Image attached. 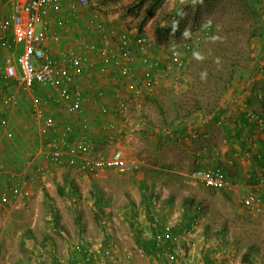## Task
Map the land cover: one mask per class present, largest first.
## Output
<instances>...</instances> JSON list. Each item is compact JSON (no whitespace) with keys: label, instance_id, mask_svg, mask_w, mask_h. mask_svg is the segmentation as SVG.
Returning <instances> with one entry per match:
<instances>
[{"label":"rangeland","instance_id":"1","mask_svg":"<svg viewBox=\"0 0 264 264\" xmlns=\"http://www.w3.org/2000/svg\"><path fill=\"white\" fill-rule=\"evenodd\" d=\"M136 1L137 0H90V6L85 8L81 14L85 18H89L94 9H96L100 11L103 18L114 27L126 30L133 36L137 33H142L149 37L153 44L151 56L160 57L163 63V69L168 73L160 78L157 91L153 96H147L145 99L125 100L123 102L119 101V97L115 96L114 103L111 105L110 116L107 117L105 121L109 123L110 121L117 120L118 117L114 110L121 104H124L125 115L131 125L128 128L126 137L117 142L113 140L110 135L107 136L103 133L100 134L96 128L99 133L97 135L100 139H105V146L108 149L113 150L116 147H120L124 151L125 162L129 169L135 167L138 163H142L141 169L137 167V171L131 170L127 172V174L122 175L105 172L98 177H79L75 172H69L65 169H55V171H51V175L49 176L46 185L37 183L32 187V195L29 199L21 200L18 204H12L10 206L3 205L0 202V264H33V262L24 261L27 260L29 256V251L26 249L31 246L30 244L33 241H35L36 245H39L42 241L46 240V237L53 240L54 249L56 251L55 254L59 256L67 255L65 254L67 252L65 250L67 249V246H70L71 243L75 245L78 242L79 226L76 223L73 207L70 201L66 197L61 196L57 191V185L64 182L65 177L68 176L67 173L74 178L79 186L81 194L78 199L81 203V209L79 212L80 221L84 229V236L95 243L92 248L102 250L100 249V246H102V241L105 236L98 224V214L96 213L97 210L93 203L94 199L91 196V193L94 191V184L96 183L99 188L103 189L105 192L102 207L104 209L105 221L109 224L108 232L110 231L113 236V240H111L110 243L115 247V255L119 258L118 264H126L127 258H125V256L131 260V264H161V261H151L147 256H143L137 250L133 238L135 233L127 222V219L124 217L125 211L128 212L130 208V198L139 200V182L147 174V168L151 169V167H157V171L165 174L164 178L168 181V186H164V192H162L163 195H166L171 187L174 186V181H176L177 178L191 177L193 171L196 170L195 166L197 164H201L202 167H211L218 164L234 174V178H231L230 180V185L232 186L231 200L234 203L233 211L242 217L247 218L253 229L251 232L246 233L237 227L235 233L240 237L245 235L244 242L248 241L247 235L249 234L253 236L260 235L259 244L262 254L264 255V213L260 212L254 214L253 212L247 211L240 203V200L249 194V191L253 186L252 184L249 187L247 186L246 179H249V159L241 153L242 144L239 143L240 138L239 140L236 139L233 143L232 139L228 140L223 132L226 130V127L224 126L225 124L222 126L216 125L218 128L211 127L209 130L210 133L208 134L209 138L204 137L202 133L198 132L199 129H197V133L195 134V129L193 130L194 139L189 142L181 143L180 137L166 138L162 135L160 137L156 135V133L159 134L163 128L159 108L152 102V98L159 100L169 118L173 117L175 114V104L181 105L182 103V105H185V102L188 100L189 107L191 96L187 93V82L190 78L188 76V64L192 59V54L197 50L198 46L196 43V46H193L194 52L186 54L189 61L183 68L178 67L176 62L167 58V55L169 54V46H165V43L177 42L178 45L176 48L181 51V43L188 41L190 37L194 38L197 35L202 36L204 38L200 43H203L202 41H205L211 35L210 32L209 36H204L206 31H210V28L207 25V20L212 17L211 14H213V16L217 15L215 10H218L223 6L225 0L220 2L213 12H205L202 14L197 26L199 29L194 33H191L190 29L193 25L192 18L198 9V4H195L197 0H179L174 3L165 0L154 15L148 19H146V14L150 0H148L147 4L141 10L131 12L129 8ZM263 3L264 0H262L261 4L264 7ZM178 9L179 12L182 10L183 14L182 20L179 22L178 26H173L175 30L178 29V32H172L168 38H164V36H161V34L158 33V30L168 25H173L169 20V15ZM234 9H236V7L233 8V6H230L225 13L223 21L230 20L225 23H220L223 28H228L229 23H234L232 20L236 18L237 23H234V26L242 27L249 25L250 22H246L244 23L245 25H243L241 19H238V17L242 16L241 11L237 10L235 16L232 15ZM85 36H88L86 32ZM237 38V41H243L242 43L239 42L237 47L241 49H244V47L246 48V39L242 36H237ZM5 52L6 51H2L0 55L5 56ZM200 56L196 59H200ZM137 72L138 71H136V73ZM236 80H238V78ZM248 83L253 85V87H250V90L252 88H254L253 90L256 89V91H258L256 94L261 97L263 96L264 98V71L257 74L256 77H253ZM106 86L105 88L107 89ZM230 92L231 90L222 94L220 103L223 106L226 104L223 103V101L226 102L227 97L232 95ZM250 93L252 97L255 92L252 91ZM250 93H248V90L240 91L238 94H235V96L239 97L240 95L241 97H245ZM23 96L26 97L25 95ZM27 98V100H24L25 102L21 101L24 109L21 108V104L18 101L21 109H18L17 103L15 105L13 104L14 106L11 115L6 118L0 117V194L6 184L5 174L13 172V174L17 176L23 175L30 177L35 174L36 168L43 162V156L40 153L41 142L40 137L38 136L37 126L32 121V118L28 116L29 113L31 114L30 109L32 98L29 96H27ZM236 101L237 102L235 103V100L230 97V109L226 114L228 119H233L234 111H231V106L237 105L238 103L242 104L240 101ZM239 111L241 112V110H238V112ZM234 113H236L234 116L238 121V113ZM103 119V117L96 116L94 122L101 124L104 122ZM138 123H141L142 126L139 127ZM150 127L153 128V132L152 130L150 131ZM192 129L194 128L192 127ZM143 131L148 132V134H144ZM202 148H204V152L201 150ZM247 154L248 153H245V155ZM205 157L207 162L203 163L202 161ZM231 161L232 164L230 163ZM143 165H145L144 168ZM149 175L152 176L149 177L150 180L156 181L158 188L162 187L163 182H165L163 178L160 176L158 177L151 172ZM174 176L177 178H174ZM256 176L259 177L260 175L257 174ZM262 176H264V174L260 177L262 178ZM262 191H264V188H262ZM46 193L50 196L55 205L60 223L67 229V235H65V237L59 236L51 227L52 216L47 210L45 204L47 200L45 197ZM74 198L77 199L78 197L74 196ZM106 198L109 199L107 200ZM180 205L181 200L180 198H177L176 208L168 210L169 216L178 217V208ZM200 220L203 224L206 222L204 219ZM216 228L217 226L210 231V238H212V240L215 238L214 230ZM26 231H31L34 235V239L27 240L22 244L21 240L24 239V233ZM230 239L231 237H229V240ZM66 242L69 243L67 246ZM196 248L197 251L195 253ZM229 249L231 250V255L225 264H241L240 259L243 250H237L235 247L231 246ZM222 250H224V247L220 249L221 252ZM191 252L194 256H191V261H189V263L198 264V262L201 261L200 244L196 243L195 248L192 249ZM70 253L73 254L71 249H69V254ZM100 255L102 258L105 257L103 253H100ZM70 256H65L64 258H70ZM48 257V255L42 258L40 257L39 264L44 261H47L46 264H50ZM76 257L78 256H71V260H74L75 262ZM260 260L259 264H264V258L261 257Z\"/></svg>","mask_w":264,"mask_h":264},{"label":"built area","instance_id":"2","mask_svg":"<svg viewBox=\"0 0 264 264\" xmlns=\"http://www.w3.org/2000/svg\"><path fill=\"white\" fill-rule=\"evenodd\" d=\"M89 4L90 0H0V53L12 50L11 54L0 55V117L11 115L21 95L31 97L32 121L37 126L43 156L33 176L9 174L0 194L3 205L29 199L32 187L37 183L46 185L55 169L75 172L79 177H98L105 172L122 175L138 167L129 169L124 151L120 147L108 149L105 139L97 135H110L119 142L131 126L124 104L114 110L117 120L94 122L96 116L109 117L111 113L112 95L103 86L113 83L121 102L145 99L156 93L160 78L168 73L160 57L151 56L153 44L149 37L142 33L133 36L114 27L96 9L87 20V30L98 39L84 36L76 26L75 30L71 27L73 41L64 45L65 33L70 35L69 24H77ZM63 6L70 18L60 16ZM209 35V30L204 33ZM181 48L182 51L170 45L167 55L179 67L184 66L181 57L189 53L191 43ZM248 118L264 136V116L250 113ZM192 177L207 188L228 185L224 173L214 168L199 170ZM257 183L254 187L259 192L263 182ZM256 204L253 195L241 201L246 210L258 213ZM188 234L175 236V246L163 251L165 264H188L191 247L189 242H183ZM89 260L88 257L86 262ZM126 264L131 263L127 260Z\"/></svg>","mask_w":264,"mask_h":264},{"label":"trees","instance_id":"3","mask_svg":"<svg viewBox=\"0 0 264 264\" xmlns=\"http://www.w3.org/2000/svg\"><path fill=\"white\" fill-rule=\"evenodd\" d=\"M164 1L165 0H150L146 19L154 15ZM147 2L148 0H137L129 10L131 12L139 11ZM220 2H223V0L196 1L195 4H198V9L192 18L193 25L190 29L191 33L199 29L197 26L202 14L205 12H213ZM261 4L262 0H225L223 6L215 10L217 15L213 16V14H211L212 17L207 20L211 35L205 41H202L203 43H200L201 40L198 41L195 39L199 35L194 38L190 37L188 41L181 43H191L190 54L194 52L193 46L196 43V45H198L197 50L191 56L192 59L189 64L187 55L181 57L184 63L183 68L188 64V76L190 78L187 82V93L191 96V101H189V107L188 100L185 102V105H182V103L181 105L175 104V114L173 117L169 118L159 100L152 98V102L159 108L163 128L159 134L156 133L157 136L160 137L162 135L166 138L180 137L183 140L187 138L185 141H191L194 139V133H197V128L196 130L192 129L195 130L193 133L189 128V123L194 124L196 119H198L200 123L203 122V118H206L210 123L213 122L214 126L218 125V122H221L220 126L224 125L230 105L224 107L220 103L222 94L232 90L234 88V83L237 81L238 83L240 82V90H235L234 93L238 94L240 91L244 90L245 87H248V82H250L253 77H256L257 74L264 71V7ZM230 6H233V8L236 7L232 15L235 16L237 10L241 11L242 16L238 17V19H241L243 25H245L244 23L246 22H250L249 25L242 27L234 26V23H237V18L235 17L236 19L232 20L234 23L228 22L229 27L223 28L220 23H225L230 20L223 21V17ZM169 16V20L173 25H168L158 30V33L164 36V38H168L172 32H178V29L175 30L173 26H178L179 22H181L183 16L182 10L179 12L178 9L170 13ZM237 36H242L246 39V48L244 47V49H241L237 47L239 42H243L241 40L237 41ZM167 45L177 46L178 43L167 42L165 46ZM198 56H200V59H196ZM237 78L238 80H236ZM257 98L258 94L254 95V97H250L251 100H256ZM250 99H248V101L251 105ZM16 103L18 104V102ZM190 118H193L192 120L194 121H189ZM238 127L239 129L247 128L252 132L258 128L256 124L249 122L248 115L246 114L245 118L242 116L240 119ZM149 129L150 131L152 130V132L154 131L151 127ZM143 133L148 134L146 131H143ZM202 151L204 152V148H202ZM202 162H207L206 157ZM141 166L142 163L138 164L140 169ZM144 167L145 165H143V168ZM207 168L220 170L224 173L225 180L228 183H231L230 180L234 177V174L230 170L228 171L218 164L211 167H202L201 164H197L195 166L196 170L193 168V174ZM156 169L157 167H151V169L147 168V174L139 182V200L130 198L129 210L133 209V213L124 214L130 227L134 230L135 234L133 238L136 247L143 256L149 257L151 261L159 260V262H162L161 264H165L163 251L175 246L173 242L175 236H182L187 232L194 231L200 219H204L206 222L202 225L201 234L205 246L200 255L201 263L199 264H225L231 255L230 246L235 247L237 250H243L240 259L241 264H259L261 257L264 258L259 244L260 235L253 236L249 234L247 235L248 241L244 242L245 235L240 237L235 233L237 227L246 233L251 232L253 229L247 218L233 211L234 203L231 200L232 197L231 192L229 193L230 188L228 185L220 189L213 187L207 188L202 182L191 178L193 174L191 177L186 178H177L174 176V178H177V180L174 181V186L163 196V187L168 186V181L164 178L165 174ZM150 172L165 180L162 187L158 188L156 181L149 179V177H152L149 175ZM9 174L10 173L4 175L6 182L8 181ZM67 175L64 182L57 185V191L61 196L66 197L73 207L76 223L79 226V240L75 245L71 243V247L67 246V249H65L67 251L65 254L67 255L64 256L55 254L54 242L49 237H46V240L42 241L39 245H36L35 241H33L30 244L31 246L26 249L29 251V256L28 259L24 261L39 264L40 257L42 258L48 255L50 264H118L119 258L115 255V247L110 243V241L113 240V236L108 232L109 224L105 221L104 209L102 207L105 192L95 183L94 191L91 193L94 199V206L97 210L96 213L98 214V224L105 235L102 246H100L102 250L98 249L105 255V257L102 258L100 253L96 252V248H92L95 243L84 236V229L81 225L79 215L81 209V203L78 201L81 196L79 186L69 173H67ZM74 196L78 198L75 199ZM45 197L47 199L45 203L46 208L52 216L51 227L59 236L65 237V235H67V229L60 223L58 212L50 196L46 193ZM177 198L181 200V205L178 208V221L175 227H169L164 213L168 212L171 208H176ZM106 199L108 200L109 198ZM140 215L144 218L146 217L151 224V228L146 234L143 231L142 223L138 220ZM215 226H217L214 230L215 238L212 240V238H210V231ZM229 237H231L230 240ZM31 239H34L33 233L31 231H26L21 243L24 244L25 241ZM223 247L224 250L222 251L224 254L220 251ZM69 249H71L73 254H69ZM70 255L78 256L75 262L71 260ZM65 256H70V258H64ZM88 257L90 260L86 262ZM125 258H127V260L129 259L127 256H125ZM129 261L131 262L130 259ZM189 261L188 264H190ZM46 263L47 261L41 262V264Z\"/></svg>","mask_w":264,"mask_h":264},{"label":"crops","instance_id":"4","mask_svg":"<svg viewBox=\"0 0 264 264\" xmlns=\"http://www.w3.org/2000/svg\"><path fill=\"white\" fill-rule=\"evenodd\" d=\"M177 1H179V0H177ZM62 8L63 9L60 12L61 13L60 16H63L64 18H70L71 16H69V12L65 8V6H63ZM87 20H88V17L85 18L82 14H81V18L79 19V22L77 24L74 21H72V19H71V21L74 22V23L71 22V24H69L70 30H68V31H69L70 35H68V32L65 33V35H64V41H63V44L64 45L68 44L71 40L73 41V39H74V36L73 35L74 34H73V32H71L72 31L71 27H74V30H75V27L76 26H79L80 27V29L83 31L84 36H85V32H86V34H88V37L90 39H93V40H95V39L97 40L98 39V38H96L97 36L95 37V35L92 32H90V31L87 30ZM89 33H91L92 35L89 34ZM9 41L12 42V37L11 36H9ZM14 50L16 51L17 49H14ZM3 51H6L5 52V55H8V54H11L12 53V50L9 51V50H4L3 49ZM86 78L87 77H85V79ZM86 81H88V79H86ZM112 85H113V83H109V86H106L107 89L103 86V88L106 89V90H108V91H110V93L112 95V99L110 101V105H113L114 100H115L114 98L116 96V93L118 92L117 87H114L113 86L114 87V90H113ZM247 86L248 87H245L244 90H242V91L248 90V93L254 91L255 92L253 94V97H254V95H256V93L258 91H256V89L253 90L254 88H252L250 90V87H253L252 84H248ZM239 88H240V82L238 83V81H237L236 83H234V88L230 92L232 95L227 97V101L226 102L223 101V103H226L224 105V107L227 106V105H230V97L232 99L238 100V101H240L242 103V104H239L238 103L235 106L234 105L231 106V111L232 112L233 111L234 112H237L239 119H238V121L236 120V117L234 116V114H236V113L233 112V119H228L227 118L225 120V123H224L225 125L224 126L226 127V130L223 131V132H224V135L228 138V140L232 139V143L236 139L239 140V138H240L239 143L242 144V152L241 153L244 154L245 157L247 156L248 159H249L248 160V163H249L248 164V172H249L248 177H249V179L248 180L246 179L247 186L249 187L251 184L253 185L251 187V190L249 191V194L246 197H249L250 195H253L256 198V200H257V204H256L257 207L260 208V211L258 213H260V212L264 213V191H262V188H264V178H263L264 176H262V178L260 177L261 175L264 174V163H263V160H262V155L264 153V149H263L264 148V136L260 133L259 127L256 128V130L253 131V132L252 131H249L247 128H245V129H243V128L239 129V127H238V122H240V119L242 118V116H243V118H245V114L246 115H249L250 113H253V114H260V115H263L264 116V98L258 96V98L256 99L257 100V102H256V100H254V99L251 100L250 99L251 93L250 94H247L246 95L247 97L246 96L245 97L244 96L241 97L240 95H239V97H237V96H235L234 91L235 90H240ZM11 90H13V88L9 89V92ZM233 95H234V97H233ZM116 97H118V95ZM27 99L28 98L27 97H24L23 95L19 97V100L18 101L20 102L22 109H24V106H23V104H22L21 101H24V100H27ZM248 99H250L251 105L249 104ZM233 107H234V109H233ZM21 108H20V105L18 103V109H21ZM238 110H241V112L240 111L238 112ZM54 113L56 114L57 117H59V114L56 113V111ZM28 116H30L32 118V116H31L30 113L28 114ZM99 117H103L104 118L103 121H105V119L108 116H99ZM234 118H235V120H234ZM192 119L193 118H190L189 121H194ZM68 120H70V118ZM202 120H203V122L200 120L202 123H200L198 119H196V121H194L195 122L194 124L189 123V128L191 129V131H193L192 130V127L194 129L197 128V129H199L198 132L202 133L204 135V137H208L209 138V135L208 134L210 133L209 132L210 128L211 127L212 128H218V127L214 126L213 125V122L210 123L209 121H207L206 118H203ZM217 126H220V125H217ZM191 136H192V134H191ZM185 140H187V138ZM185 140L181 139V143L182 142H189V141H185ZM226 142H228V141H226ZM230 143H231V141H230ZM245 153H248V154L245 155ZM244 156H242V157H244ZM230 163L232 164V161ZM257 174L260 175V176L257 177L256 176ZM255 180H257V181H255ZM260 180H262V182H263L262 183V187H261V189H260L259 192H256L254 186H256L258 184L257 182H260ZM230 184L231 183H228V186L230 188L229 189L230 190L229 193L232 191V186ZM240 187H243V186H240ZM239 190H243V189H239ZM163 196H165V195H163ZM231 197H232V192H231ZM246 197H244V198H246ZM244 198H242L240 200V203H241V201ZM235 205L237 206L236 203H235ZM125 213L132 214L133 213V209L128 210V212L125 211ZM166 213H164V216L166 217L167 225L169 227H171V226H174L175 227V225L177 224V221H178L177 217L172 216V217H174V218H172L171 216H169L168 212H166ZM243 214H244V212H243ZM142 215L139 216L138 220L142 223L141 225L143 226V231L146 234L147 231L151 228V224L149 223L148 219L146 217L144 218ZM202 224H203V222H201V220H200L196 224L194 231L187 232V233H189L187 235L188 239L186 238V241H183V242H189V244H190L189 247H191V248L188 251H190V252H191L192 249L195 248L196 243L197 244H200V252L201 253H202V251L204 249L205 244L203 242L204 240H203V237H202V234H201V232H202L201 231L202 230V228H201ZM200 228H201V230H200ZM68 244L69 243L66 242V246ZM135 246H136V244H135ZM138 251L140 252V250H138ZM196 251H197V248L195 250V253H196ZM198 252H199V249H198ZM222 253H223V251H222ZM191 256H194V255L191 254ZM199 263H201V261H199L198 264Z\"/></svg>","mask_w":264,"mask_h":264}]
</instances>
